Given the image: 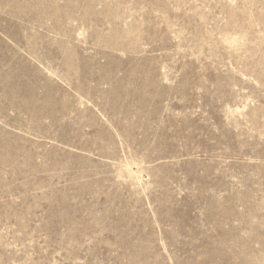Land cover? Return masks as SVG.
Listing matches in <instances>:
<instances>
[{
  "label": "rangeland",
  "instance_id": "1",
  "mask_svg": "<svg viewBox=\"0 0 264 264\" xmlns=\"http://www.w3.org/2000/svg\"><path fill=\"white\" fill-rule=\"evenodd\" d=\"M0 264H264V0H0Z\"/></svg>",
  "mask_w": 264,
  "mask_h": 264
}]
</instances>
